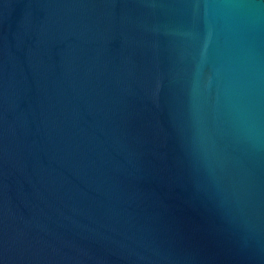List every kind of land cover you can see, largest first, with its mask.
<instances>
[{"label": "water", "instance_id": "water-1", "mask_svg": "<svg viewBox=\"0 0 264 264\" xmlns=\"http://www.w3.org/2000/svg\"><path fill=\"white\" fill-rule=\"evenodd\" d=\"M0 264H264V0H0Z\"/></svg>", "mask_w": 264, "mask_h": 264}]
</instances>
